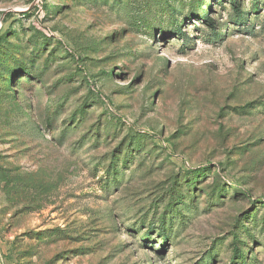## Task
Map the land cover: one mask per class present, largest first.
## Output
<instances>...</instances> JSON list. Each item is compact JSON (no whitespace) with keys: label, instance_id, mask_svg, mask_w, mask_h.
<instances>
[{"label":"rangeland","instance_id":"374dc122","mask_svg":"<svg viewBox=\"0 0 264 264\" xmlns=\"http://www.w3.org/2000/svg\"><path fill=\"white\" fill-rule=\"evenodd\" d=\"M0 264H264V0H0Z\"/></svg>","mask_w":264,"mask_h":264},{"label":"trees","instance_id":"16d2710c","mask_svg":"<svg viewBox=\"0 0 264 264\" xmlns=\"http://www.w3.org/2000/svg\"><path fill=\"white\" fill-rule=\"evenodd\" d=\"M244 14V13H243ZM246 15L244 14V15H242V14H240V12L239 11H236V13H235V15H234V22H241L242 20H246V17H245ZM204 20H208V18H204ZM209 22H210V20H209ZM209 24H211L212 25V23L210 22Z\"/></svg>","mask_w":264,"mask_h":264}]
</instances>
